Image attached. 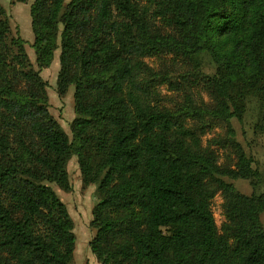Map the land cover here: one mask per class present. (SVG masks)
Returning a JSON list of instances; mask_svg holds the SVG:
<instances>
[{"label":"trees","instance_id":"1","mask_svg":"<svg viewBox=\"0 0 264 264\" xmlns=\"http://www.w3.org/2000/svg\"><path fill=\"white\" fill-rule=\"evenodd\" d=\"M30 14L40 68L59 39L57 91L74 86L77 116L70 139L0 5V264H70L73 222L52 184L71 189L74 155L97 186L88 245L100 264H264V193L226 180L254 174L231 125L251 97L264 133V0H34ZM203 51L216 63L201 77L213 105L154 103L142 58ZM220 123L227 134L214 142L233 149L232 166L201 142Z\"/></svg>","mask_w":264,"mask_h":264},{"label":"rangeland","instance_id":"2","mask_svg":"<svg viewBox=\"0 0 264 264\" xmlns=\"http://www.w3.org/2000/svg\"><path fill=\"white\" fill-rule=\"evenodd\" d=\"M33 2L34 0H26L25 2L0 0V5L5 9L11 25L10 37L20 36L23 39L29 62L46 83L49 111L72 139L71 126L77 116L74 108V86L71 85L65 95L58 94L57 78L60 70L59 56L61 51L59 39L50 65L40 68L36 62L33 47L34 33L30 14ZM158 25L160 26L159 22ZM216 40L222 45L221 37L216 38ZM224 48H226V45ZM220 50L222 51V49ZM142 60L147 66L142 78L144 81L150 77L152 79L155 90L154 103L176 111L187 102L201 107H211L213 105L214 101L211 94L201 79L202 76H214L216 74L214 57L208 51L199 53L193 59L179 57L175 54H160L144 57ZM149 71H152V73L149 74ZM153 73H156V75H152ZM261 111L259 100L251 97L246 100L242 117L233 116L231 118L234 137L249 159L254 174L250 179L226 178V180L230 181L239 192L247 195L253 192L264 193V133L256 126ZM189 122L192 124V120H189ZM226 134L225 124L220 123L207 129L201 135V142L204 147L210 146V149L216 151L218 163L221 166H232L235 161L233 149L224 148L221 144L214 142V139L225 138ZM67 171L71 189L65 191L55 184H52V187L65 203L73 222L76 243L70 264H97V260L88 245L95 233V228L91 226V220L93 218V208L99 200L96 191L97 186L96 184H86L84 182L77 156L71 157L67 165ZM223 201L221 191L216 192L211 200V211L219 232H221L225 221ZM261 220L264 225V214L261 215ZM164 231L168 233L166 228Z\"/></svg>","mask_w":264,"mask_h":264},{"label":"crops","instance_id":"3","mask_svg":"<svg viewBox=\"0 0 264 264\" xmlns=\"http://www.w3.org/2000/svg\"><path fill=\"white\" fill-rule=\"evenodd\" d=\"M96 263L98 264L99 262H98V261H96Z\"/></svg>","mask_w":264,"mask_h":264}]
</instances>
